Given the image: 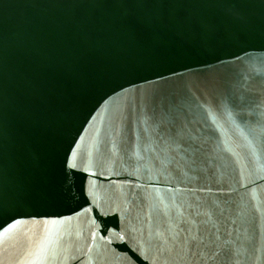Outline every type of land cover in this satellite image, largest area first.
<instances>
[{"label":"water","instance_id":"obj_1","mask_svg":"<svg viewBox=\"0 0 264 264\" xmlns=\"http://www.w3.org/2000/svg\"><path fill=\"white\" fill-rule=\"evenodd\" d=\"M0 264H264V0H0Z\"/></svg>","mask_w":264,"mask_h":264}]
</instances>
